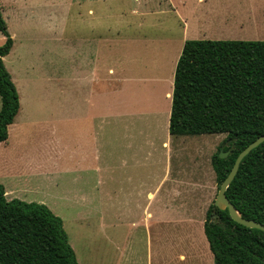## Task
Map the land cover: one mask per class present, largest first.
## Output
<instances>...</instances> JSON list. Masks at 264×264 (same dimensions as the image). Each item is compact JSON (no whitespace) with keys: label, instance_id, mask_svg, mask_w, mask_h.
<instances>
[{"label":"rangeland","instance_id":"obj_1","mask_svg":"<svg viewBox=\"0 0 264 264\" xmlns=\"http://www.w3.org/2000/svg\"><path fill=\"white\" fill-rule=\"evenodd\" d=\"M53 1L54 8H51L50 0H0L2 18L14 47L4 58V65L17 82L21 101L11 131L8 128L7 154L14 153L17 169L26 168L32 163L43 170L46 159L55 156L53 182L44 181L41 175L33 176L28 171L29 177L24 178L23 185L27 188L25 197L32 198L31 202L39 201L46 205L61 219L78 264H147L150 256L153 261H160L165 248L157 245L155 237L152 234L150 236L145 229V217L148 211L153 214L160 207L162 193L151 205L141 191L134 204L128 208L113 207L112 191L120 190L115 189L112 180L115 171L110 170L111 154L112 149L113 154L121 151L114 147L112 136H134L137 149L139 146L143 148L144 137H150V168L153 180H159L165 166V146L162 144L163 141L169 143L171 138L166 115V111H170V102L164 94L169 89V78L173 81L175 64L184 42L264 41V0H204L201 4L196 0H186L190 7L201 10L198 20L196 18L195 23L185 30L182 21L171 10V7H176L178 0H161L162 10L167 12L147 13L141 19L133 15L132 10L146 6L143 0H139L137 5L133 0L114 2L112 7L110 3L109 8H104L103 35L114 40L116 45L110 48L106 46L109 52L105 48L102 61L105 77L103 103L108 117L122 123L113 124V134L111 128L107 127L106 133L111 135L110 139L103 134L109 142L101 145V163L104 168L102 173H98V176H102L101 185L95 174L83 176L78 172L64 171L65 145L70 150L77 145L78 149V139L81 137L80 126L65 123L64 120H79L80 115L87 111L79 107L76 111L68 109L70 101L64 98V76L68 64L64 61L63 30L55 32L47 28L51 9L62 20L64 0ZM155 2L158 0L150 1L152 4ZM113 8L118 14L112 12ZM207 10L211 12L209 16L205 15ZM223 20L226 22L222 23ZM4 39L0 33V46ZM109 68L113 69V76L107 74ZM54 75L56 80L51 77ZM163 76L164 80H155ZM116 82L119 87L113 89L111 85L115 86ZM143 95L149 97L150 105L140 100ZM73 103L81 106L79 100L75 99ZM22 108L28 111L27 117L21 113ZM124 120H131L134 132H129L130 128L127 127L125 133ZM17 129L18 133H15ZM225 138L224 134L182 136L173 143L174 147H179L181 155L174 162L171 175L187 182L193 180L198 185H194L193 190L180 191L181 199L176 201L172 200V186H168L166 211L162 207L168 216L167 264L213 263L203 235V223L205 213L218 191L211 157L219 153L222 147H228ZM121 145L127 146L128 143L122 142ZM128 164L139 168L138 164L130 161ZM1 175L0 172V184L3 182ZM82 176L92 178L87 184L80 183ZM94 183L99 188H93ZM81 196H89L96 205L88 206L85 210L79 206L85 202L80 199ZM124 213H128L130 222H137V225L128 226L125 221L117 225V216L121 219ZM159 227L156 225L154 229L158 230Z\"/></svg>","mask_w":264,"mask_h":264},{"label":"trees","instance_id":"obj_2","mask_svg":"<svg viewBox=\"0 0 264 264\" xmlns=\"http://www.w3.org/2000/svg\"><path fill=\"white\" fill-rule=\"evenodd\" d=\"M0 33L1 143L19 110L3 63L13 42L1 5ZM168 133L226 136L227 157H211L219 188L238 153L264 135V41L186 40L174 68ZM225 196L241 218L264 225V141L241 160ZM203 234L212 264H264V233L237 224L225 208L209 205ZM0 264H78L61 219L43 204L6 200L1 184Z\"/></svg>","mask_w":264,"mask_h":264},{"label":"crops","instance_id":"obj_3","mask_svg":"<svg viewBox=\"0 0 264 264\" xmlns=\"http://www.w3.org/2000/svg\"><path fill=\"white\" fill-rule=\"evenodd\" d=\"M124 0H64V13L62 20L57 18L54 13V9H51L52 13L48 15V25L47 28L55 32H61L63 30V45H64V61L69 66L65 71L64 76V98L67 101L69 99L70 105L68 109L76 111L78 107L82 110L87 111L86 114L82 113L79 120L73 121V119H65V123L75 124L80 126L81 137L78 139V149L75 145L72 150L65 145V173L68 172H78L81 175L93 176L95 174L97 182H100L99 185L103 184L101 181L102 176H98V173H102L104 168H102L101 163V145L109 141L105 140L104 137L110 139L111 135H107V127L111 128V134H113V124L122 123L117 119H110L108 113L104 109V83L105 77L102 69V61H104L105 48L107 53L109 50L107 47H112L116 45L115 41L109 38H105L103 35L104 31V8H109L110 3L111 7L114 2L122 3ZM136 2V5L139 3V0H133ZM144 5L142 8L136 7L132 10V14L139 17L140 19L148 14L165 13L167 10H162L161 0L155 2L154 4L150 3L151 0H143ZM157 1V0H156ZM165 2L167 0H164ZM204 0H196L197 3L203 2ZM206 1V0H205ZM171 2V1H170ZM51 8L55 7V2L50 0ZM147 7V8H146ZM76 8V9H73ZM157 8L159 11H156ZM171 10L177 15V17L182 21L183 30L192 26L195 23V19L200 14L201 8L190 7V4L186 0H178L176 7H171ZM146 11V12H145ZM114 14L116 8L112 9ZM148 13V14H147ZM210 11L205 12L206 16L210 15ZM26 14L25 16H28ZM207 19V18H205ZM204 19V20H205ZM226 20H223L222 23H225ZM8 29V28H7ZM56 34V33H55ZM10 35V34H9ZM11 37V36H10ZM12 39V37H11ZM5 40V39H4ZM13 42V39H12ZM119 42V40H118ZM113 43V44H110ZM107 46V47H106ZM12 47L9 51L13 49ZM99 48V52H98ZM181 52V51H180ZM8 53V54H9ZM7 54V55H8ZM6 55V56H7ZM5 56V57H6ZM3 57V63L4 58ZM65 63V64H66ZM6 68V67H5ZM7 70V69H6ZM8 71V70H7ZM9 73V72H8ZM108 75H114L113 69L109 68L107 70ZM10 75V73H9ZM166 76V75H165ZM165 76L157 77L155 80H164ZM11 77V75H10ZM56 80V75L51 76ZM13 80L16 91L19 89L17 87V82ZM111 82V81H107ZM172 78H169V89L165 91V99L171 103V93L173 87ZM113 89L118 88V84L111 85ZM108 91V90H107ZM18 94V91H17ZM148 95V94H147ZM143 99H140L144 103H150L149 97L146 95L142 96ZM19 98V97H18ZM79 100L81 106H77L74 100ZM21 102V101H20ZM19 102V110H20ZM22 105V104H21ZM150 105V104H149ZM170 105V104H169ZM168 106V104H167ZM67 105L65 104V109ZM18 110V112H19ZM17 112V114H18ZM27 110L21 109V113L27 117ZM16 114V116H17ZM170 111H166V115L169 118ZM15 116V117H16ZM13 119V122L15 120ZM36 119V117H34ZM13 122L7 127V139L5 142L0 143V172L3 182L1 185L4 191V197L6 200L18 199L27 203L31 202V199L25 197L27 188L23 185L25 180L24 178L29 177L28 171L35 175H41L44 178V181L48 180L51 183L53 182V175L55 174V156L46 159L47 163L43 165V170L33 165L32 163L28 164L26 168H16L17 159L14 157V153L7 154L8 147V137L10 128L13 126ZM123 127L125 128V133L130 128L129 132H134V126L131 120H124ZM168 125V124H167ZM73 127V126H72ZM15 133H18V129L14 130ZM11 133V132H10ZM67 133V132H66ZM104 134V137H103ZM85 135V138L83 137ZM170 141H163L162 146H165V160H164V171L160 179H154L152 177L151 168L152 167V147L151 139L144 137L143 138V148L135 145L137 140H134V136H128L124 134L123 136L117 135L116 137L112 136L114 147L121 152L114 153L112 149V170L114 175L112 180L115 183V189L120 190L112 191V204L113 207L121 206L128 208L133 205L136 201V197L141 194V191L144 192V198L147 199L148 204H152L156 201L159 194L161 196V205L155 211L151 213L148 211L145 217V229L148 231L149 235L152 234L155 239V243L159 244L163 249L165 248V254L161 256L160 261H153V258L150 256L149 263L147 264H167L168 256V243H167V213L165 214L166 208L168 206V186L171 185V189L174 193V198L172 200H180V191L185 189L193 190L194 185H198V182L183 181L177 177L171 175V168L173 167L174 162H177L181 152L179 147H174L173 143H176L178 137L182 136H171L169 135ZM173 137V139H172ZM128 138V139H127ZM176 138V139H175ZM139 141H142L139 140ZM122 142H127V146H122ZM77 144V142H75ZM147 143V147H146ZM143 149V151H142ZM77 151L79 153H77ZM138 157V158H137ZM68 161V164H67ZM132 162L133 164H138L139 168L132 167L133 165L128 164ZM21 167H24L23 165ZM33 167V168H32ZM33 169V170H32ZM107 170V169H106ZM7 176L10 178L8 179ZM36 176V177H37ZM80 179V183H88L92 177ZM14 182L12 183V181ZM34 182V181H33ZM20 183V184H19ZM93 188H99L93 184ZM92 188V189H93ZM103 187H101L102 189ZM98 190V189H97ZM93 190V191H97ZM127 191V193H121ZM128 191L132 192L130 194ZM82 204H79L80 207H83L85 210L88 206L96 205V202H93V199H90L89 196H81ZM87 201V202H86ZM90 201V202H88ZM36 203V202H33ZM39 204H42L38 201ZM98 204V203H97ZM44 205V204H43ZM46 206V205H45ZM47 207V206H46ZM165 210L163 212V209ZM48 208V207H47ZM49 209V208H48ZM50 210V209H49ZM51 211V210H50ZM52 212V211H51ZM84 212V216H86ZM155 215V217H154ZM130 216L128 213H124L120 219L117 216V225L118 222L125 221L128 226L137 225V222H130ZM101 220L99 219L98 222ZM63 224V222H62ZM160 225L158 230H155L154 227ZM204 235V234H203ZM151 236V235H150ZM205 237V236H204ZM206 240V239H205ZM207 242V241H206ZM77 260V259H76Z\"/></svg>","mask_w":264,"mask_h":264},{"label":"water","instance_id":"obj_4","mask_svg":"<svg viewBox=\"0 0 264 264\" xmlns=\"http://www.w3.org/2000/svg\"><path fill=\"white\" fill-rule=\"evenodd\" d=\"M264 141V135H261L257 137L254 141H252L249 145H247L242 151L238 153L236 156L234 163L232 165V168L230 169L229 173L227 176L224 178V180L219 184V188L214 200V205L220 207V208H225L228 212L229 217L236 222L237 224H240L244 227L247 228H253V229H258L261 230L264 233V225L255 222L253 220L249 219H244L241 218L239 213L236 211L234 206L231 204V202L226 198L225 196V191L227 187L230 185L232 182L233 178L235 177L240 162L241 160L254 148H256L259 144H261ZM228 155L227 151H223L222 149L218 153L219 158H226Z\"/></svg>","mask_w":264,"mask_h":264}]
</instances>
